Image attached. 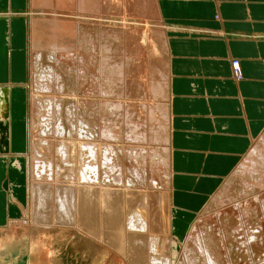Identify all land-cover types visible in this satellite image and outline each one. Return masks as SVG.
<instances>
[{
    "label": "rangeland",
    "instance_id": "374dc122",
    "mask_svg": "<svg viewBox=\"0 0 264 264\" xmlns=\"http://www.w3.org/2000/svg\"><path fill=\"white\" fill-rule=\"evenodd\" d=\"M47 1L48 0H28V8L25 12L27 21V53L29 69L28 77L25 80V84H27L26 111L28 110V115H26L27 124L26 118L24 120V131L25 125L29 129L32 120L31 118H34L37 109L32 103L34 94L36 93L35 91H37L38 88H40V91L44 90V88L49 85V81L50 83L53 82L54 84L52 83V85L55 86V89L57 87V91L55 90L57 92L56 96H59H54L53 99L55 100H53L52 104L56 105L60 101L58 105L53 106L54 112H56L54 113L53 119L55 126H57L62 132H60L61 136L58 137L62 143L69 148L68 151L70 156L73 146L72 142H69L72 141L70 138H73L70 136V127L71 125H74L75 129H81L85 124L81 125L78 123L75 117L69 113L71 106L69 104L68 106L66 105L68 99L72 97L70 93H72L74 86H76L74 88L76 90L83 85L81 91L78 92L80 99V97H85L84 94L87 95L89 93V84L87 86V83L84 82L83 78L79 79L80 85L78 84V80L72 77L74 66L72 67L71 65L70 68L68 64L72 58L65 63L60 53L61 46L57 34H63L64 30H72L71 26H73V23L75 24L74 20L76 16L74 13H71L68 8H62V5L60 4L58 8L60 7L59 10H62L61 17L64 19L68 18V20L70 17H73V21H70L69 27H62V24L59 21L54 22L51 16H49L50 14H47L48 11L52 9L50 8L52 5L50 6V3H47ZM91 5H95V14L92 13V15L89 13L90 15L87 14L85 15L86 17L81 15L83 16V18L81 17L82 19H80L81 26L84 27L86 31L88 30L91 33H95L94 45L96 48V56H101L105 48L107 50L109 49V52L107 53V55H109V65L104 66L102 64V66H100L98 63L99 59H96L93 61L92 66L94 68V74L96 75L94 78L96 81L93 82V89L96 91L95 93H100L99 90L102 88L105 91L108 89L111 91L106 99L100 97V101L96 105V112L98 111L101 118L100 123L109 125L116 124L120 129L118 133L119 141L117 142L119 144L116 143V145L119 147L121 146L120 148H122V154L120 155V168H122V171L124 172V178L127 180L128 185L134 189H140V191L143 190L141 191L143 195H146V187L149 188L152 186L156 189L157 193H165L168 195L167 169L169 168H167L168 150L166 138L168 119L167 114L163 111V106L168 103L166 91L168 56L163 39V32L166 33V26H163L162 23L160 25V21L157 17V5L155 7L154 0H93L91 1ZM86 6L89 10L90 8L88 4H86ZM66 10H69L70 12ZM58 22L60 24H58ZM88 27L93 29L94 32ZM47 42H50V44ZM49 45H51V47ZM71 64H73V61ZM55 65L56 67H54ZM113 67H119V73L114 72L115 69ZM100 70H102V72H100ZM66 71L69 72L68 74L70 75H68ZM52 74H54L57 79H52ZM231 76L233 77V73H231ZM49 87L53 88L51 85H49ZM68 87L71 88L68 89ZM46 88H48V86ZM44 91L43 94H45ZM102 100H104V102ZM102 109H104L103 112ZM61 122L62 124H60ZM90 127V124L87 122L84 129H86V133L89 135L93 133L92 137L95 139L94 131ZM31 132L32 133L29 131V137L32 136L34 132L32 128ZM48 135L50 136V139H52V136H55L51 132ZM68 136H70V138ZM67 139L71 144L67 142ZM53 140L54 139L49 140L48 138L50 152L53 150L51 143ZM27 142L26 136V145L24 151L21 153L22 158L18 159L21 166L19 171L21 184L17 187L20 189L19 193L22 202H16V198L11 199L12 205L16 203L15 206L18 205L21 207L22 215L19 210L17 218L13 219L18 220L17 223L11 224L10 222H6L8 225H4V227L0 228V264H128V262L124 261L122 256L113 252L108 247H104L86 235L83 236L84 232H82L81 227L64 226L53 228L51 230H35L31 228L32 225H29L31 221L28 220V218L30 214L29 208L31 206V195L29 190L31 185L29 159L31 158L32 151H30L31 147L27 150ZM253 143L251 146L252 148L256 147L264 151V129L258 139H255ZM116 149V151H119L117 147ZM250 150L251 148H249L248 152ZM135 153H140V156L142 157L135 156ZM242 159L240 162L244 161H242ZM240 162L237 164V168L232 171L233 174L231 173L230 176L221 183L217 192L214 193L215 195L209 199L207 204L189 225L190 227L195 221L198 222L197 228L195 229L198 230L197 234L193 233L190 241L196 239L193 243L197 244L199 242L201 244H206V240L208 244L213 243L211 251L212 253L214 251L212 259L215 264H218V259L220 260L219 264H263L264 260L263 249L257 252L259 254H255L253 251L254 249L252 250L251 246H248L247 248V246L242 247L241 244L243 236L241 238L240 235H242L243 231L241 230L242 227L238 224L239 219L237 213L240 212L239 207L243 200L250 199L252 191L255 192L253 189L256 188L254 187L256 186L255 183H257V178L260 177L261 174L257 169L245 172L247 168H240L242 164H240ZM67 169L68 168L64 169V171H68ZM150 172L155 175L151 182L152 185L150 184L151 180L149 181L146 178L148 174L150 175ZM146 180L149 181V186H146L148 184L147 182H144ZM140 182L142 184H140ZM250 186L251 188L253 187L251 190ZM246 188L249 189L247 190ZM254 195H256V193H254L253 196ZM221 196H223L222 199L224 198L232 205H229L228 203L226 204L224 199L223 202ZM24 206H26L25 208L28 213H26V215L24 214ZM230 206H235V209L229 211V213L227 210ZM63 208L68 217L74 219L75 216L73 215L71 208L68 205H63ZM249 211L247 210L248 213H251V210ZM250 223L251 221L247 222L248 228H254V221L251 225ZM223 239L225 241H223ZM182 241L178 244V252L176 253L178 257L180 256V245H184V242ZM222 242L225 243V248L221 247L223 244ZM226 242H229L230 244H226ZM216 244L219 245L217 246ZM214 247L217 250L214 249ZM250 255H253V260L249 258Z\"/></svg>",
    "mask_w": 264,
    "mask_h": 264
},
{
    "label": "crops",
    "instance_id": "0c3cea01",
    "mask_svg": "<svg viewBox=\"0 0 264 264\" xmlns=\"http://www.w3.org/2000/svg\"><path fill=\"white\" fill-rule=\"evenodd\" d=\"M155 1L166 26L169 188L173 232L182 241L264 129V0ZM27 8L28 0H0V228L18 216L8 196L22 202Z\"/></svg>",
    "mask_w": 264,
    "mask_h": 264
},
{
    "label": "bare ground",
    "instance_id": "6f19581e",
    "mask_svg": "<svg viewBox=\"0 0 264 264\" xmlns=\"http://www.w3.org/2000/svg\"><path fill=\"white\" fill-rule=\"evenodd\" d=\"M91 1L93 0H48L47 1V3H50V6L52 5V7H50L52 9L49 10L47 14H50L49 16H51L54 22L59 21L62 24V27H69L70 21L72 20L73 17H70L69 20L68 18L65 19L62 18L61 17L62 10H59L60 7L58 8L60 4L62 5V8H68L71 11V13H74V15L76 16V18L74 17L75 24L72 22L73 23V26H71L72 30L70 29L69 31L64 30V32L62 31L63 34L60 33L57 34L61 46L60 53L65 63H67V61L72 58L68 63L70 68L71 65L72 67L74 66L73 67L74 71L72 72L74 76L72 75V77L78 80L77 81L78 84H79V79L83 78L84 82L87 83V86L89 84L88 86L89 93L87 95L84 94L85 97L82 98L80 97L79 99L78 92L81 91L83 85L81 88L79 89L77 88L76 90L74 89L76 86H74L73 91L71 90L73 94L70 93L72 97L68 99L66 106H68V104L71 106L69 110L70 112L69 111L68 112L75 117L78 123H80L81 125L85 124L84 127L86 126L87 122L88 124H90L91 126L90 128L94 131V135L96 138L94 139V137H92L93 133L91 134L89 132L91 135L87 134L86 133L87 131L86 129H84V127H81V129L80 128L75 129V126L71 125L70 127L71 130L69 129L68 130L71 133L70 136H72L73 138H70V136H68L70 139H72V141H69L67 139V142L68 141L72 142L73 146H72V152L69 156V151H68L69 148H67L58 137L61 136L60 135L61 131L59 130V128H57V126H55L53 119L54 113H56L54 112L53 106H56L60 103L59 101V103H57L56 105L52 104L53 100H55L53 99L54 96L55 97L59 96V95L56 96L57 87L55 89V86L52 85L53 82L50 83L49 81L48 84L53 86V88L47 85L48 88H46L47 87L46 86L44 88L45 91L44 90L40 91V88H38L39 91L37 90L38 92L37 91H35L36 93L34 92L35 94L32 103L33 105H35L37 109L35 111L34 118H31L32 120L29 129L26 126L27 129L26 136L28 141L27 150L31 147L30 151H32L31 158L29 159L30 161L29 175L31 176V181H30L31 185L29 190L31 195L30 197L32 200L30 199L31 206L29 208L30 214L28 218V220H30L31 222L28 223L30 226L32 225L31 228L35 230L36 229L51 230L53 228H59L64 226L81 227L82 232H84L83 236L86 235L91 239H93L94 241H97L99 244L103 245L104 247H108L113 252H116L117 254L122 256L124 258V261L128 262V264H215L212 259V256H214L213 255L214 251L213 253L211 251L212 250L211 247L213 245L212 242H209L212 244H208L206 240L205 241L206 244L204 243L201 244L199 242L196 244L193 243V241H195L196 239H192L190 241L193 233L197 234L198 230H195L198 225L197 221H195V223L189 227V230L187 231V234L185 235L182 241L184 242V245L183 244L180 245V251H179L180 256L178 257L176 255L179 247L178 244L181 243L182 238L177 237L176 233L174 234L173 232L176 214L171 212L172 199L170 200L171 188H169V175H170L169 169H167L168 195L165 193H157L156 189L153 188V186L149 188L146 187L147 188L146 193L144 192L146 195H143V193H141V191L143 190L140 191V189L137 190L130 187L128 185L127 180L124 178V172L122 171V168H120V159H121L120 155L122 154V148H120L121 146L119 147L118 145H116V143L119 141L118 133L120 129L116 124H111V125L105 123L101 124L100 114L98 113V111L96 112V107H97L96 105L99 103L100 97L106 99L111 91L110 89L105 91L102 88L99 90L100 93H95L96 91H94L93 89L94 86L93 82L96 81L94 80L96 75L94 74L93 71L94 68L92 67L93 61L99 59L98 63L100 66H102V64L104 66H108L109 55H107V53L109 52V49L107 50L105 48L101 56L98 55L96 56V48L94 45L95 33H91L88 30L86 31V29L81 26L80 19L83 18V16L81 15H84V17H86L85 15L89 13L92 14L95 12L96 9L95 5L92 6ZM86 4H88L90 8L89 10ZM156 5L157 4L155 1V7ZM157 17L161 25L162 22L158 13H157ZM59 22L58 24H60ZM90 27L88 28L90 29ZM163 39L166 45V51L168 56L167 83H166L168 103L167 105L163 106L164 110L163 109L162 110L164 111V113L167 114V119H168L166 138H167V150H168L167 168H169V160H170L169 159V155H170L169 91H168L169 55L167 48V40L165 39L164 34H163ZM48 44H50V42ZM49 46L51 47V45ZM72 61L73 64H71ZM232 62H231V71L233 73V77L237 80H240L241 74L239 70L240 67L239 63L236 61V65H233ZM54 67H56V65ZM114 69H115L114 72L119 71V67H116ZM100 72H102V70H100ZM66 73L68 74L69 72L66 71ZM52 79H57V77L54 74H52ZM71 87H68V89ZM43 91L45 92V94H43ZM102 101L104 102V100ZM103 110L104 109H102V112ZM27 115H28V110H27ZM57 115H58V111H57ZM52 123L54 124V126ZM26 124H27V118H26ZM60 124H62V122ZM31 128L34 132L32 136H30L31 137V145H30L29 131L30 133H32ZM50 132L55 135L52 136V139H54L53 142H51L53 147L52 152H50V145L48 144L49 143L48 138L49 140H52L48 135L50 134ZM251 146L249 147L251 148V150L249 152L247 151L244 154V158L242 157L243 159L241 158L242 161L243 160L244 161L240 162V164L242 163L240 168H247L245 172L257 169L260 171L261 176L257 178V183H255L256 186H254L256 188L253 189L255 192L252 191V194L250 195V199L246 198L247 200L244 199L245 201L243 200L242 203L239 201L241 203V206L239 207L240 212H238L237 214L239 219L238 224L240 227H242L241 230L243 231L242 235H240L241 238L243 236L242 239L243 241L241 240L242 247L247 246L248 248V246H251L252 250L254 249L253 251L256 254L261 249H263L264 251V151L256 147L252 148ZM116 147L118 148L119 151H116L117 150ZM135 156H140V153H135ZM141 157L142 156H140V158ZM66 168H68L67 169L68 171L65 172L64 169ZM231 173L233 174L232 171ZM148 175L146 178L149 181L151 180L150 181L151 184V182L153 181L152 179L155 175L154 173L151 172L150 175L149 176ZM147 180L144 182H147L148 184L146 186H149V181ZM140 184L142 183L140 182ZM252 188L250 186V190ZM254 193H256V195L253 196ZM222 197L223 196H221V199ZM11 199L12 196L10 195L8 201L10 202ZM223 199L222 201L224 202L225 199L224 200ZM225 201L227 204L228 203L227 200ZM63 205H68L71 208V211H73V215L75 216L74 219H72V217L71 218L68 217L64 209L65 206L63 208ZM16 206L17 208H19L21 214L22 212L21 207H19L18 205ZM25 207L26 206H24V208ZM234 209L235 206L234 207L230 206V208L228 207L227 211L229 212ZM247 210L248 211L251 210V213H248ZM24 212H25L24 214L26 215L27 213L26 208L24 209ZM172 218L174 220L173 222H172ZM249 221H251V223L254 221V228L253 227L250 229L248 228L247 222ZM6 222H10L11 224H13V223H17L18 220L9 219L6 220ZM224 239L223 241L226 240ZM227 243L229 242H226V244ZM224 244L225 243H223L221 247H224ZM214 249L216 248L214 247ZM249 258L253 260L254 257L253 255H250ZM218 261L219 262L217 261L215 262L219 264L220 260L218 259ZM263 264H264V260H263Z\"/></svg>",
    "mask_w": 264,
    "mask_h": 264
},
{
    "label": "built area",
    "instance_id": "2783aa9c",
    "mask_svg": "<svg viewBox=\"0 0 264 264\" xmlns=\"http://www.w3.org/2000/svg\"><path fill=\"white\" fill-rule=\"evenodd\" d=\"M232 64H233V65H236V61L234 60V61L232 62Z\"/></svg>",
    "mask_w": 264,
    "mask_h": 264
}]
</instances>
